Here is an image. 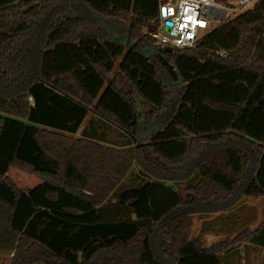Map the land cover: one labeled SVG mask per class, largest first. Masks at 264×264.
<instances>
[{
  "label": "trees",
  "instance_id": "1",
  "mask_svg": "<svg viewBox=\"0 0 264 264\" xmlns=\"http://www.w3.org/2000/svg\"><path fill=\"white\" fill-rule=\"evenodd\" d=\"M65 2L96 18L59 13L35 43ZM158 10L159 0H0V235L10 264H239L231 258L264 248V222L249 228L256 214L223 241L204 238L212 211L264 197V0L172 53L146 32ZM163 60L177 74L170 87ZM98 126L126 143L101 142ZM12 167L42 183L25 192ZM197 213L206 232L194 234Z\"/></svg>",
  "mask_w": 264,
  "mask_h": 264
},
{
  "label": "built area",
  "instance_id": "2",
  "mask_svg": "<svg viewBox=\"0 0 264 264\" xmlns=\"http://www.w3.org/2000/svg\"><path fill=\"white\" fill-rule=\"evenodd\" d=\"M252 0H238L227 4L218 0H159L155 31H146L155 38V44L174 50L195 48L198 40L211 27L239 15ZM203 31V34H200ZM225 55V52H220ZM30 101L33 98L30 96Z\"/></svg>",
  "mask_w": 264,
  "mask_h": 264
},
{
  "label": "rangeland",
  "instance_id": "3",
  "mask_svg": "<svg viewBox=\"0 0 264 264\" xmlns=\"http://www.w3.org/2000/svg\"><path fill=\"white\" fill-rule=\"evenodd\" d=\"M164 1H166V0H164ZM237 0H228V2L229 3H235ZM259 0H252L251 2H249L248 4H247V6L245 7V8H243L242 10H241V12H240V14L241 13H243V12H245L246 10H248L249 8H252L257 2H258ZM224 3H227V2H224ZM62 12H70V13H72V14H75V15H84V16H91V17H94V18H96V16H92L91 14H95L93 11H91L90 9H88L87 7H85V6H81L78 2H65V3H62V4H60L59 6H57L55 9H53L49 14H48V16L45 18V20H43L40 24H39V26H37L36 28H35V30L33 31V33H32V35H31V37L34 39V42L35 43H37V42H39L41 39H42V35L44 34V31H45V29H46V27H47V25L50 23V21H51V19L55 16V15H57V14H59V13H62ZM99 21H100V19H99ZM119 24V23H118ZM119 26H121V24H119ZM216 27H211L210 29H209V31H211V30H213V29H215ZM147 29H145V31H146ZM111 32V30L109 31V30H107L106 29V26H105V24H103V30H102V32L101 33H103V34H109ZM204 32L203 31H201V33L200 34H203ZM122 38V37H121ZM167 80H166V83L168 84V86L170 87V86H173V82H174V77H173V75L171 74V72L169 73L168 72V75H167V78H166ZM173 88V87H172ZM174 89V88H173ZM175 93H176V90H175ZM140 112H141V115H143L144 113H143V109H142V107H140ZM88 119V118H87ZM86 122H88V121H86ZM98 129L100 128L99 126L97 127ZM118 130V129H117ZM119 131V130H118ZM111 146H114V147H117V148H121V146H115V145H111ZM133 146H135V147H130L131 149H135L137 146L136 145H133ZM142 167H144V165L142 166ZM144 169H145V171H147L149 174H150V176L151 177H163L164 176V174L163 175H161V173H159V171L157 172V171H153L152 170V167H150V166H148V167H144ZM132 170H134V171H136V172H139V171H141V168H140V166L134 161L133 162V164H132ZM23 174V176L25 177V178H27L26 176H28V177H30V178H34V179H39V177L38 176H32V175H29V174H27L26 172H23V171H21L20 169H18V168H16V167H12L11 168V170L8 172V176L21 188V189H23V186L22 185H24L23 183H24V179H21V177L20 176H18L19 174ZM26 175V176H25ZM33 179V180H34ZM133 179H134V177H132V176H128V177H126V178H123L122 180H120L119 181V185L118 186H120V185H122L121 187L122 188H119V190H121V189H123L124 187H127V186H130L131 184H132V181H133ZM33 180H31L30 179V182L31 181H33ZM23 182V183H22ZM30 182H28V183H30ZM22 184V185H21ZM183 184V183H182ZM116 185V186H117ZM117 186V187H118ZM116 187V188H117ZM181 187H184V184L181 186ZM254 201V200H253ZM251 199L250 200H248V202H251V203H254ZM256 205H257V207H258V209H259V215L257 214V217L259 218V220H258V222H252L251 223V228L252 229H256V228H258L259 227V225L262 223V222H264V201H263V199L261 200H256V203H255ZM196 208L197 209H206L205 208V206L204 205H202V206H196ZM211 212V211H210ZM238 212H242V214L244 215V217H246V216H248V215H250L251 214V212L249 213V212H247L246 210H240V211H237V213ZM212 213V215H214V214H216V213H218V212H211ZM200 216V213H197V215H195V218L197 217H199ZM238 219L239 218H237L236 219V222L238 221ZM244 220L245 219H242V223L244 222ZM194 234H199L200 232H201V230H202V225H201V219H197L196 220V226L194 225ZM208 235H212V234H206V246H208V245H210V244H212V243H214V242H216V241H218L216 238H214L213 236H208ZM245 243H242V245H244ZM2 252H4V254L3 253H1V255H0V262H1V264H9V261H10V259H11V257H9V254L8 253H6L5 251H3L2 250ZM240 254L242 255V257L246 254V253H244V252H240ZM236 260H238V262H239V264H264V248H255V249H251V251H250V254H249V256L246 258V259H241L240 258V256L238 255V257H232L231 258V261H232V263H234V262H236Z\"/></svg>",
  "mask_w": 264,
  "mask_h": 264
},
{
  "label": "crops",
  "instance_id": "4",
  "mask_svg": "<svg viewBox=\"0 0 264 264\" xmlns=\"http://www.w3.org/2000/svg\"><path fill=\"white\" fill-rule=\"evenodd\" d=\"M226 2H227V4H235V3H237L238 2V0L235 2V3H229L228 2V0H226ZM144 113V112H143ZM95 113H93V112H91L89 115H88V119L86 118V120H85V122H84V124L82 125V127H81V129H80V132L78 133V134H76V136H80L81 135V132H82V130L84 129V127L87 125V123L88 122H86V121H89V119H90V117L92 116V115H94ZM144 115V114H143ZM142 115V116H143ZM98 132V133H97ZM97 132H94L95 134H97L98 135V137L97 138H99V139H104L103 141H101V142H104V143H106L107 145H115V146H121V147H123V144H125L126 143V137L124 136V135H122V134H117V132L116 131H114L113 129H109L106 133H105V131H104V129H101V128H99L98 130H97ZM228 144H229V142H227ZM224 144H226V143H224ZM224 144H214V149H217L218 147H220L221 145H224ZM10 170H11V168H10ZM9 170V171H10ZM8 171V172H9ZM18 176H20L21 177V179H24V185H22L23 186V190L25 191V192H29V191H31L33 188H35L37 185H39V184H41L42 183V180L39 178V179H32V178H30V177H28V176H26L27 178H25L24 176H23V174H19ZM30 179L31 180H33V181H31L30 182ZM28 182H30V183H28ZM254 200L253 202L254 203H251V202H248V200ZM262 200L263 199V201H264V197L263 198H258V199H252V198H247V199H244V200H242L241 201V203H239V205L238 206H236V207H234L233 209H231V210H229V211H226V212H224V213H216V214H214L213 216H212V221H213V224H212V227L214 228V230H212V231H210L209 233L210 234H212V235H208V236H213L214 238H216L218 241H216V242H220V241H223L224 239H226V237H227V235L228 234H230L231 232H235V230H237L238 229V227H239V224H240V221H239V219H245V220H247V221H250V220H253V218H254V214H258L259 215V209H258V207H257V205L255 204L256 203V200L258 201V200ZM243 205H247L245 208H243L244 210H246L247 212H251V214L250 215H248V216H246V217H244V215L242 214V212H238L237 214H236V211H240V210H243V209H240V207H242ZM240 217H239V216ZM237 218H239L238 219V221L236 222V219ZM258 220H259V218L256 216V218L253 220L254 222H258ZM201 223H202V220H201ZM195 226H196V223H195ZM246 225H244V226H242V227H244V228H247V227H245ZM251 226V225H250ZM249 226V228H251ZM195 229V228H194ZM252 229V228H251ZM241 230V229H240ZM252 230H254V229H252ZM195 231V230H194ZM203 231V233L204 232H206L205 230H202ZM194 233V232H193ZM208 233V234H209ZM235 234L236 233H233L232 234V236L231 237H234L235 236ZM206 236V235H205ZM204 236V238H205V240H206V237ZM216 242H214V243H216ZM214 243H212V244H214ZM7 244V240L3 237V236H1L0 235V255H1V253H3L4 254V252H2V250H3V245H6ZM212 244H210V245H208L209 247L212 245ZM4 251V250H3ZM6 252V251H5ZM6 253H8L9 254V257H11V259H12V256L14 255V251H12V252H6ZM11 259H10V261H9V264L11 263ZM0 264H1V262H0Z\"/></svg>",
  "mask_w": 264,
  "mask_h": 264
},
{
  "label": "water",
  "instance_id": "5",
  "mask_svg": "<svg viewBox=\"0 0 264 264\" xmlns=\"http://www.w3.org/2000/svg\"><path fill=\"white\" fill-rule=\"evenodd\" d=\"M165 52L172 53L173 49L171 47H165ZM163 64L168 68L169 72H171L174 79L177 80V74L172 65L167 60H163Z\"/></svg>",
  "mask_w": 264,
  "mask_h": 264
}]
</instances>
